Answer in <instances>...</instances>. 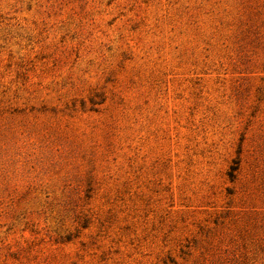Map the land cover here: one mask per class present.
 <instances>
[{
	"label": "rangeland",
	"instance_id": "374dc122",
	"mask_svg": "<svg viewBox=\"0 0 264 264\" xmlns=\"http://www.w3.org/2000/svg\"><path fill=\"white\" fill-rule=\"evenodd\" d=\"M0 264H264V0H0Z\"/></svg>",
	"mask_w": 264,
	"mask_h": 264
},
{
	"label": "trees",
	"instance_id": "16d2710c",
	"mask_svg": "<svg viewBox=\"0 0 264 264\" xmlns=\"http://www.w3.org/2000/svg\"><path fill=\"white\" fill-rule=\"evenodd\" d=\"M235 168H236V167H233V169H232V170L234 171V170H235Z\"/></svg>",
	"mask_w": 264,
	"mask_h": 264
}]
</instances>
